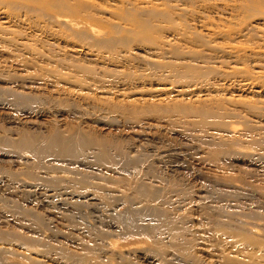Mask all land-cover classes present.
<instances>
[{"label":"rangeland","instance_id":"obj_1","mask_svg":"<svg viewBox=\"0 0 264 264\" xmlns=\"http://www.w3.org/2000/svg\"><path fill=\"white\" fill-rule=\"evenodd\" d=\"M6 1L0 264H264V14L253 0H71L95 27ZM111 23L133 31L127 48ZM148 61L209 73L189 83Z\"/></svg>","mask_w":264,"mask_h":264},{"label":"bare ground","instance_id":"obj_2","mask_svg":"<svg viewBox=\"0 0 264 264\" xmlns=\"http://www.w3.org/2000/svg\"><path fill=\"white\" fill-rule=\"evenodd\" d=\"M42 1L43 0H7L5 5L7 7L13 8L15 10H27L29 12H34V13L40 15V16H44V18L46 17V18H49V19H53V18L55 19L56 17H61V16L67 17V16H71L72 14H75L77 17L81 18V20L83 22H85L86 24H89L92 27H95L97 25L95 22L98 21V18H95L94 17L95 15L92 12L90 14H83V10H86V7H87L85 4L83 5V4H80L78 2H76V3L75 2H71V0H44L43 2ZM128 1H130V0H128ZM186 1H189V0H186ZM251 2L254 3V5H252L251 8H250L252 10V12L254 13V15L264 14V4H262V3L258 4V3L255 2V0H253ZM258 5L260 6V8L258 7ZM43 9H44V11H43ZM150 9L153 12L156 13V16L157 15L160 16L161 19L165 18V15H166L165 12L158 11L156 7H151ZM150 9H146V10L150 11ZM87 10H89L88 7H87ZM146 10H144V11L146 12ZM27 11H25V12H27ZM157 20H159V19H157ZM263 20H264V18H263ZM110 26L112 27V29H113V31L115 33H119L120 32L118 34L119 36H117L114 40H112V42H121L123 44L122 48L123 49L127 48L128 42L126 40H127L129 35H133L132 34L133 31L132 30L128 31L129 34H123V33H121L122 29L123 30H127V29L124 28L123 26H121L119 23H117V24L111 23ZM252 28H254V27H252ZM252 28L249 29L248 32H247V37L249 36L251 39L254 38L252 33H258L256 31V28H254V29H252ZM137 34L140 35V33H138V32H137ZM139 37H140V39H145L142 36H139ZM198 37H200V36H198ZM113 38H114V36L111 39H113ZM201 38H203V37L201 36ZM194 39H196V38H194ZM155 41L157 42V40H155ZM194 43L196 45L198 43L201 47L202 46L203 47L204 46L208 47V45H209L208 44L209 42H207L206 39L205 40L204 39H196L194 41ZM190 45L193 46V44H190ZM104 46H107V48L105 47L107 49L106 52L107 53L109 52L113 56H115L116 54L121 53L120 51L112 48L110 40H108V42L105 43ZM193 47H197V46H193ZM161 49H162L161 47H158L157 51H160ZM176 50H177L176 54L179 55L180 53H179L178 49H176ZM245 52H246V50L245 51H237L236 52V53H238L237 54L238 55L237 59L238 60L239 59L240 60L244 59V61H248L249 57H244V56H246ZM204 53H205L204 50H199L198 52H195V51H193L191 49V50L188 51L187 54H190L191 57H193L194 59H198V60L201 59L203 61H204V59H207L208 57L212 58L211 56L213 54L207 55V54H204ZM240 54H242V55H240ZM196 55H199V57H196ZM242 56L244 58H242ZM212 59H214V58H212ZM249 60H251V59H249ZM147 64L149 66H152L155 69L168 70V71L171 72V73H169V72L168 73L171 74V75L173 74V77H176L179 80H184L185 79L188 82L189 81H197V80H198L197 82H199V79L203 78L205 76H206V79H207V75L209 73L208 70H197L195 67L190 66V65L179 66V65H176L173 62H170V63H167V64L163 65L161 63H155V62L148 61ZM182 68H184V69H182ZM155 75L158 76L159 79H161L162 77H163V79H167V78L171 77V76L167 77V75H165L163 73L160 74L157 71H156ZM253 107L255 108L257 106L253 105L252 108ZM258 108H260V107H258ZM138 189L140 191H142V190L146 191V187H144L143 185L139 186Z\"/></svg>","mask_w":264,"mask_h":264}]
</instances>
